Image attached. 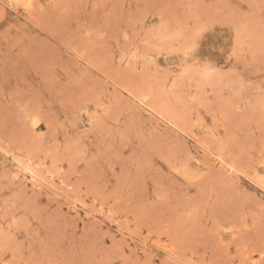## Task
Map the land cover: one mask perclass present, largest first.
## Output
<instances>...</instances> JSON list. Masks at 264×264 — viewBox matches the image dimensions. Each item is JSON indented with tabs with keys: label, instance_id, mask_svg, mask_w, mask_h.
I'll use <instances>...</instances> for the list:
<instances>
[{
	"label": "rangeland",
	"instance_id": "374dc122",
	"mask_svg": "<svg viewBox=\"0 0 264 264\" xmlns=\"http://www.w3.org/2000/svg\"><path fill=\"white\" fill-rule=\"evenodd\" d=\"M0 264H264V0H0Z\"/></svg>",
	"mask_w": 264,
	"mask_h": 264
},
{
	"label": "bare ground",
	"instance_id": "6f19581e",
	"mask_svg": "<svg viewBox=\"0 0 264 264\" xmlns=\"http://www.w3.org/2000/svg\"><path fill=\"white\" fill-rule=\"evenodd\" d=\"M10 1V0H9ZM27 2V1H26ZM30 3V2H29ZM34 5V4H33ZM31 6V5H30ZM33 7V6H32ZM196 124L198 125V123L196 122ZM200 125V124H199ZM34 171V170H33Z\"/></svg>",
	"mask_w": 264,
	"mask_h": 264
}]
</instances>
